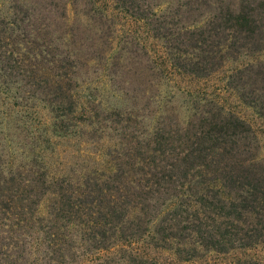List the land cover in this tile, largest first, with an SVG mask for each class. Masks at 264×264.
Returning <instances> with one entry per match:
<instances>
[{
  "label": "rangeland",
  "instance_id": "obj_1",
  "mask_svg": "<svg viewBox=\"0 0 264 264\" xmlns=\"http://www.w3.org/2000/svg\"><path fill=\"white\" fill-rule=\"evenodd\" d=\"M0 264H264V0H0Z\"/></svg>",
  "mask_w": 264,
  "mask_h": 264
}]
</instances>
